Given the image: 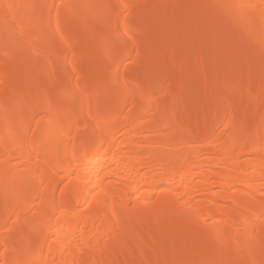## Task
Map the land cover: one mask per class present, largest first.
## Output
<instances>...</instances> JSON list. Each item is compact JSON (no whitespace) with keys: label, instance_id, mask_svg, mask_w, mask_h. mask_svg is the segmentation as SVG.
<instances>
[{"label":"bare ground","instance_id":"bare-ground-1","mask_svg":"<svg viewBox=\"0 0 264 264\" xmlns=\"http://www.w3.org/2000/svg\"><path fill=\"white\" fill-rule=\"evenodd\" d=\"M175 2L0 0V264H264L261 66L232 73L217 32L226 23L204 40L189 32L164 55L166 31L143 13L167 3L169 21L192 15L185 3L174 16ZM200 6L227 13L234 48L263 54L264 0ZM89 59L93 72L82 68ZM30 78L37 88H26ZM121 79L129 94L113 90ZM216 92L214 106L190 113L192 96ZM192 230L196 251L182 255ZM165 237H174L171 257Z\"/></svg>","mask_w":264,"mask_h":264},{"label":"rangeland","instance_id":"rangeland-1","mask_svg":"<svg viewBox=\"0 0 264 264\" xmlns=\"http://www.w3.org/2000/svg\"><path fill=\"white\" fill-rule=\"evenodd\" d=\"M202 1L203 0H176V2L174 3V5H175L174 9L172 10V14L174 16H177L180 14V12L183 8V5L185 3L189 4V8L191 10L192 15L190 17H185V18H175L174 20H171V21L167 20V18L169 17V13H171L167 3L164 4L163 6H161L160 8H156L154 10L147 11V12L143 13L144 17L147 16V17L154 19L166 31L165 36L162 38V41L168 44V47L166 49H164V50H167V51L163 52L164 55L167 52H168L167 54H170L169 52L173 51L174 48L176 47V45L180 44L189 35V32H193L197 39L204 40L206 38V34H207L209 28H211V27L216 28V27H218L219 24L224 25V23H226L223 28H221L219 31H217L218 36H219L218 38H220V40L222 41L221 44L219 45V48H220V51L222 54V58L225 60H230L233 62V72H232L233 74H236V73L243 74L244 73L243 75H245V73H250L253 70V67L255 66L254 64H257V65L259 64L261 66V70L263 73L262 74V81L260 83H261V85H264V55H263L264 52L262 54V52L260 51L259 53H261V54L258 53L259 54L258 55L257 52L259 49H257L255 47V45H253V44L247 45L246 48H234L233 47L234 36L237 32V27L233 26L229 23V21L227 19H230V17L223 16V15H226L227 13H225V14L224 13H218V12H213L209 9L201 8L200 4ZM254 17L256 18V16H254ZM255 18H253V19H255ZM227 22H228V24H227ZM80 31H81L80 33L77 32V33L73 34V38L75 37V40L77 39L81 42L82 41L81 33L83 31V28H81ZM98 32L103 33L104 27L99 26ZM87 41H88L87 43H88L89 48H92V47L94 48L96 46L95 38H93V37L89 38ZM114 43H113V45L116 44L115 45V47H116L118 44V40H116L115 44ZM182 50L186 53H193V52H195L196 48H195L194 44H192V43H185L182 45ZM125 51H126V49H125ZM147 53L152 54V51L148 50ZM260 55H262V56H260ZM163 58H165V56H163ZM222 58L216 60L215 65H214V71H215V73H217V75L219 74L218 77L221 76L220 75L221 69L219 68V66H220L221 62H223ZM162 60L164 61V59H162ZM162 60H161V62H162ZM163 64H164V62H163ZM128 66H130V65L128 64ZM100 67H103V66L100 65ZM104 67H107V66L104 65ZM82 68L85 69L87 72H93V70L95 69L93 67V65L91 64V60L90 61L87 60L84 63V65H82ZM181 69H182V66L180 64H177L175 66L174 70L172 71V74L174 76H178L181 73ZM219 69H220V71H219ZM123 75L121 73L119 75V77L122 78ZM165 75H166L165 70L159 71L157 74V77L153 80V82H155L156 85L161 87L164 83ZM112 77L113 76L111 74H107L106 80L109 81V79H111ZM11 78L15 81L14 77H11ZM35 79L36 78L28 79L29 82H27L26 88L27 87L30 89L31 88L33 89L34 87L37 88L36 87V85H37L36 81L37 80H35ZM141 81L144 82V79H142ZM213 82L211 80L210 82H208V84L210 85ZM86 85H87V83H84L81 86V89H84V87ZM104 86L106 87L107 84H104ZM125 86H126V82L121 79L116 84L113 85V90L120 91V92L125 93V94L126 93L129 94L131 92V90L129 88H125ZM220 93H222V92H220ZM220 93L218 92L217 94H213L211 97V100L206 101V102H203V96L202 95L194 96V97L192 96L189 100V103L191 105L190 113L193 115L194 112L196 111V108H198L201 105V103H206L208 106H214L215 103L222 96ZM250 95H251V93H248L242 99L241 105L245 106V104H247L250 101V97H251ZM102 98H103V94L101 95V93H98L97 100L95 103L96 106L100 105L99 100ZM157 98L164 100L163 110H168L167 107H168V102L170 100V97H164V99H163L162 90H158ZM262 99H264V97H262ZM113 107H114L113 103L107 104L106 112L111 111L113 109ZM238 125H239V123H238ZM240 125H241V123H240ZM26 227L27 226H25V228H24V225H23L22 228L25 230ZM176 228H179L177 223H175V226H174V224H173V226H172V224H167L166 226H163V229L160 231L159 234H160V236H163V237L168 236L171 233V230H174ZM194 231L195 230H192L190 232V237L188 236L189 238L194 239L193 244L178 246L177 249H178L180 254H182V255L188 254L189 255V254H193V252L196 251L195 249L197 248L196 246L198 245L199 242L197 239H195L198 237L195 236L196 231L195 232ZM173 238L171 239V238L165 237L163 239V243H164L163 254L166 256H169V257L175 255V250H174V246H173ZM177 239H180L181 241L185 240L182 237H179ZM232 263L234 264V262H232ZM232 263L230 262L229 264H232Z\"/></svg>","mask_w":264,"mask_h":264}]
</instances>
